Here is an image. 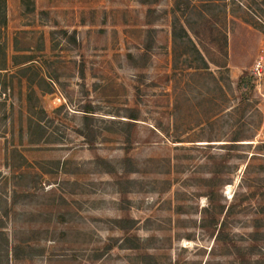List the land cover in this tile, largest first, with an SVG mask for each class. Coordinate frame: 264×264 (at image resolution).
Listing matches in <instances>:
<instances>
[{"label": "rangeland", "instance_id": "obj_1", "mask_svg": "<svg viewBox=\"0 0 264 264\" xmlns=\"http://www.w3.org/2000/svg\"><path fill=\"white\" fill-rule=\"evenodd\" d=\"M1 2L2 264H264V4Z\"/></svg>", "mask_w": 264, "mask_h": 264}, {"label": "trees", "instance_id": "obj_2", "mask_svg": "<svg viewBox=\"0 0 264 264\" xmlns=\"http://www.w3.org/2000/svg\"><path fill=\"white\" fill-rule=\"evenodd\" d=\"M199 1V6L201 5V8L203 9V12L197 11V6L194 5L191 0H173L172 8H171V14H172V30H171V40L173 47L175 48L178 45H187L189 44L191 46V52L194 54L195 60L194 62H198V66L200 64L201 67H197V69H207V64L204 61L201 53L198 51V49L195 47V45L192 43L191 39L189 38V34H193L196 36L197 31L196 28L197 23L196 21H192L193 17H196L199 22L203 25L205 24H210L211 20H214L216 15H214V10L215 8H221L222 12L225 11V4L224 2L227 0H198ZM231 3L235 2V0H229ZM260 4H264V0H259ZM221 4V5H219ZM259 4V5H260ZM0 28H2L5 25V14L3 11V2L0 3ZM206 12H213L209 14V16H206ZM214 15V16H213ZM247 22V21H246ZM248 23V22H247ZM264 34V31H263ZM186 40V43L183 42ZM222 47H220V51L225 54V51L223 49V46L226 45V35L222 34ZM186 54V53H184ZM243 87V85H242ZM250 89H239V95L242 98L240 100L239 108L236 110L240 111L239 115L244 114L245 110L244 107L242 106L244 103H246V99L249 96ZM89 112H85V115L83 116V120L87 122L89 120ZM128 122L126 127H131L133 124L132 122L137 120V115L136 113H133L129 115ZM88 127V124L85 126V128ZM84 135V133L82 132ZM250 139V138H249ZM246 141H251L248 140L247 137L244 138V135L242 133V129H238L236 132L233 133L231 139L229 140V145L228 146H236L237 143L240 142H246ZM109 168V173H112L114 171V167H108ZM124 172L127 173H132V167L130 166V161L127 160L124 163ZM122 183H118L120 186ZM125 184L128 186L129 182L125 181ZM126 221L124 220H117L115 223L120 227L121 230H126L130 228V225L123 226ZM130 222V221H128ZM0 264H2L0 262Z\"/></svg>", "mask_w": 264, "mask_h": 264}]
</instances>
